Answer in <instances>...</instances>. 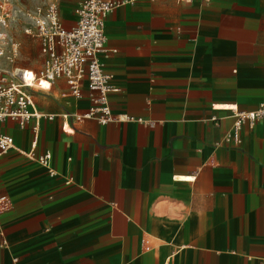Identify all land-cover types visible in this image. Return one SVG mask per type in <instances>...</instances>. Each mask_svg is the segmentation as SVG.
<instances>
[{
  "label": "crops",
  "instance_id": "crops-1",
  "mask_svg": "<svg viewBox=\"0 0 264 264\" xmlns=\"http://www.w3.org/2000/svg\"><path fill=\"white\" fill-rule=\"evenodd\" d=\"M105 29L112 111L136 120L65 119L87 83L30 89L55 118L0 121V264H264V120L223 141L264 102V0H141Z\"/></svg>",
  "mask_w": 264,
  "mask_h": 264
},
{
  "label": "built area",
  "instance_id": "built-area-1",
  "mask_svg": "<svg viewBox=\"0 0 264 264\" xmlns=\"http://www.w3.org/2000/svg\"><path fill=\"white\" fill-rule=\"evenodd\" d=\"M139 1L141 0H81L75 8L76 24L71 28L64 26L57 3L27 11L26 16L33 23L34 34L41 47L43 62L42 67L37 70L13 67L21 53L20 43L9 31L11 24L16 20V14L9 0H0V121H17L23 128L32 119H40L43 116L54 119L55 115L37 112L30 89L41 83L40 89L50 90L60 79L65 80L69 87L67 94L76 99L83 98V86L87 83L91 102L86 113H66L65 119H95L101 124L117 120H136L113 113L109 95L118 91V88L112 84V76L105 70L104 58L109 54L105 29L108 15L123 5ZM30 31L31 28L26 30ZM28 75L32 76L31 81L28 80ZM234 112L236 121L233 130L226 134L223 141L240 145L243 124L264 120V102L254 110L235 109ZM137 121L142 122L143 119ZM15 148L14 138L0 130V155ZM26 155L49 168L54 174L51 168V153L36 155L31 151ZM8 207V197L0 195V212Z\"/></svg>",
  "mask_w": 264,
  "mask_h": 264
},
{
  "label": "rangeland",
  "instance_id": "rangeland-1",
  "mask_svg": "<svg viewBox=\"0 0 264 264\" xmlns=\"http://www.w3.org/2000/svg\"><path fill=\"white\" fill-rule=\"evenodd\" d=\"M80 0H9L15 11L16 20L11 24L9 31L16 41L20 43V55L17 57L13 67H42L43 59L40 54V43L35 37L33 23L26 16V12L38 6H46L49 3H57L61 11V17H73L74 7ZM30 32L26 30L30 29Z\"/></svg>",
  "mask_w": 264,
  "mask_h": 264
},
{
  "label": "bare ground",
  "instance_id": "bare-ground-1",
  "mask_svg": "<svg viewBox=\"0 0 264 264\" xmlns=\"http://www.w3.org/2000/svg\"><path fill=\"white\" fill-rule=\"evenodd\" d=\"M27 78H28V80H30V81L32 80V76H31V75H28Z\"/></svg>",
  "mask_w": 264,
  "mask_h": 264
}]
</instances>
